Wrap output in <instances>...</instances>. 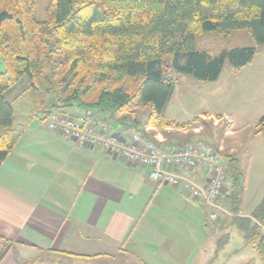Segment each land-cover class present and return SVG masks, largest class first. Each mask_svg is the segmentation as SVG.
Wrapping results in <instances>:
<instances>
[{
    "label": "trees",
    "instance_id": "16d2710c",
    "mask_svg": "<svg viewBox=\"0 0 264 264\" xmlns=\"http://www.w3.org/2000/svg\"><path fill=\"white\" fill-rule=\"evenodd\" d=\"M34 7L35 0H0V164L31 121L72 106L132 113L150 105V125L185 128L190 123L163 116L172 71L216 80L226 60L240 69L264 45V0H50L41 19ZM235 29H246L255 45L197 48L196 33ZM22 77L27 85L8 101L5 90ZM136 123L128 125L150 138ZM255 132L264 134V114ZM224 158L231 221L264 264V196L248 217L238 216L244 176L235 158Z\"/></svg>",
    "mask_w": 264,
    "mask_h": 264
},
{
    "label": "crops",
    "instance_id": "0c3cea01",
    "mask_svg": "<svg viewBox=\"0 0 264 264\" xmlns=\"http://www.w3.org/2000/svg\"><path fill=\"white\" fill-rule=\"evenodd\" d=\"M255 83L251 80L246 88ZM237 85L231 82L235 99L252 101V94H238ZM83 111L72 106L60 112ZM227 111L220 115L227 122L223 124L235 121L237 128L226 134L245 130L246 120L237 121V112ZM95 112L101 118L99 127L111 132L133 129L128 124L136 123L133 112ZM35 120L0 164V251L10 245L0 264H232L238 259V248L228 249L231 239L225 232L231 225L238 230L231 221L227 191L219 208L210 207L186 197L180 187L152 181L148 167L79 145ZM137 123L162 145L205 147L202 125L157 128L147 120ZM257 134L263 133L247 132V148ZM259 146L264 149V141ZM217 150L223 153L225 148L218 145ZM194 174L196 182L203 181L201 173ZM247 180L248 175L245 185ZM259 188H264V180ZM250 213L242 211L240 201L238 216ZM241 237L240 249L250 247L258 256Z\"/></svg>",
    "mask_w": 264,
    "mask_h": 264
},
{
    "label": "rangeland",
    "instance_id": "374dc122",
    "mask_svg": "<svg viewBox=\"0 0 264 264\" xmlns=\"http://www.w3.org/2000/svg\"><path fill=\"white\" fill-rule=\"evenodd\" d=\"M49 2L50 0H35L34 15L37 19L42 18L43 8ZM194 38L198 49H229L237 46L255 45L246 29L231 30L228 35H222L216 30L203 31L196 33ZM251 61L247 66L235 69L226 60L216 80H202L189 73L172 71L173 89L163 110V116L167 120L190 123L191 126L194 124L202 125V136L206 142L203 143L205 148L209 149V147L215 146L217 148L214 149H218V145H223L226 151L223 150V153L236 159L235 162L244 176L240 201L242 211L245 214H249L264 196V188H259L260 181L264 180V149L259 146L263 144L264 134L253 136L248 148L246 147L247 132L256 129V119L264 114V45L257 46L256 54ZM0 69H3L1 60ZM251 80L253 83L258 80L257 83L259 84L255 83L247 89L246 86L251 83ZM231 82H237L238 88L241 89L238 92L239 95L245 97L247 93L249 96L252 94L253 100L246 103L245 99L241 97L235 99L236 95L231 91ZM27 83L26 77L20 78L16 84L5 90L4 97L11 101ZM133 109L135 111L133 115L139 119L141 126L148 119L151 107L150 105H142ZM232 109L237 112V121L246 120L243 122L246 129L242 132L236 131L235 134L234 132L233 134H226V132L235 131L237 123L234 121V125L231 126L223 124L220 115ZM242 110L249 113L247 117L240 116ZM218 119L220 121L216 122L215 120ZM35 121L39 120L36 119ZM41 123L47 124L46 120ZM231 148L234 149L233 153L230 152ZM219 152L221 156L226 157L220 150ZM247 152L251 155H246ZM247 175L248 180L245 185ZM225 232L229 233L231 239L228 249L238 248L239 251L238 259L232 260V264L235 262L236 264H261L259 257L250 247H247L246 250L240 249L243 242L242 235L233 225L228 227Z\"/></svg>",
    "mask_w": 264,
    "mask_h": 264
},
{
    "label": "built area",
    "instance_id": "2783aa9c",
    "mask_svg": "<svg viewBox=\"0 0 264 264\" xmlns=\"http://www.w3.org/2000/svg\"><path fill=\"white\" fill-rule=\"evenodd\" d=\"M100 124V116L88 111L78 115L54 112L47 120V127L63 137L148 167L152 181L180 187L186 197L202 200L210 207H220L229 162L218 151L196 144L172 143L165 146L155 138L143 137L134 129L111 132L99 127ZM197 171L203 178L200 183L195 181L194 173ZM214 216L210 214L209 218Z\"/></svg>",
    "mask_w": 264,
    "mask_h": 264
},
{
    "label": "bare ground",
    "instance_id": "6f19581e",
    "mask_svg": "<svg viewBox=\"0 0 264 264\" xmlns=\"http://www.w3.org/2000/svg\"><path fill=\"white\" fill-rule=\"evenodd\" d=\"M90 112H91V110H90ZM226 184V183H225Z\"/></svg>",
    "mask_w": 264,
    "mask_h": 264
}]
</instances>
